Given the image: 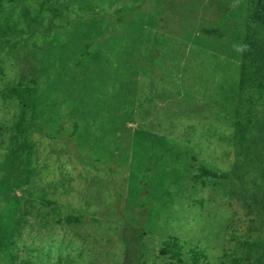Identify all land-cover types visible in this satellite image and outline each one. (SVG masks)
Returning <instances> with one entry per match:
<instances>
[{"label":"rangeland","instance_id":"rangeland-1","mask_svg":"<svg viewBox=\"0 0 264 264\" xmlns=\"http://www.w3.org/2000/svg\"><path fill=\"white\" fill-rule=\"evenodd\" d=\"M263 5L0 0V264H264V195L193 179L240 172L241 50L264 39ZM33 208L85 219L44 228Z\"/></svg>","mask_w":264,"mask_h":264},{"label":"trees","instance_id":"trees-1","mask_svg":"<svg viewBox=\"0 0 264 264\" xmlns=\"http://www.w3.org/2000/svg\"><path fill=\"white\" fill-rule=\"evenodd\" d=\"M263 13L259 23L264 27V5ZM239 88L245 93L238 97V108L234 112L233 144L238 159L239 173H217L204 166H198L193 174L194 180H216L229 181L232 189L241 187L244 191L251 193L252 199H258L264 195V143L260 144V131L264 126V39H259L254 34L246 33L241 50V63L238 78ZM262 127V128H261ZM246 170L247 175L242 173ZM148 172V170H146ZM145 184L147 176H144ZM48 207L52 212L54 208ZM35 211L34 219L42 223L44 228L52 226H76L82 224L85 217L77 214H67L49 218L48 214H41L36 209L22 212V218ZM32 214V215H33ZM183 243L172 238L166 242L165 254L178 256L182 250ZM193 262L200 260V252L196 248L189 250ZM257 263H264L261 258L256 259ZM231 264H247L243 258H235Z\"/></svg>","mask_w":264,"mask_h":264}]
</instances>
